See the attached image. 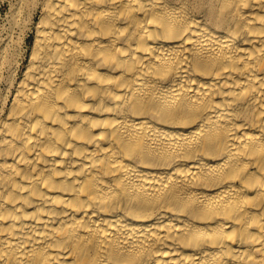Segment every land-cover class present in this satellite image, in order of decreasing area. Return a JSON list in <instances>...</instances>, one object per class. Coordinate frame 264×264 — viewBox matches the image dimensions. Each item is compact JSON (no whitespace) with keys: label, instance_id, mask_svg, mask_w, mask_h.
I'll return each instance as SVG.
<instances>
[{"label":"bare ground","instance_id":"6f19581e","mask_svg":"<svg viewBox=\"0 0 264 264\" xmlns=\"http://www.w3.org/2000/svg\"><path fill=\"white\" fill-rule=\"evenodd\" d=\"M4 18L0 264H264V0Z\"/></svg>","mask_w":264,"mask_h":264},{"label":"rangeland","instance_id":"374dc122","mask_svg":"<svg viewBox=\"0 0 264 264\" xmlns=\"http://www.w3.org/2000/svg\"><path fill=\"white\" fill-rule=\"evenodd\" d=\"M15 0H0V26L4 23V17L8 13L11 4ZM3 21V22H2ZM29 43L32 41V36L29 38Z\"/></svg>","mask_w":264,"mask_h":264}]
</instances>
